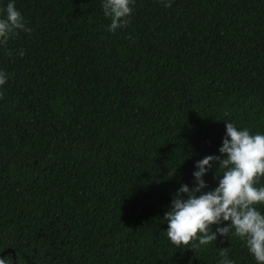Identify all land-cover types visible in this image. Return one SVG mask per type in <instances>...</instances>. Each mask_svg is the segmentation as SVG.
I'll return each instance as SVG.
<instances>
[{
  "label": "trees",
  "instance_id": "obj_1",
  "mask_svg": "<svg viewBox=\"0 0 264 264\" xmlns=\"http://www.w3.org/2000/svg\"><path fill=\"white\" fill-rule=\"evenodd\" d=\"M9 2L30 31L0 45V259L258 264L234 229L178 249L164 214L225 121L264 134V0H134L115 32L102 0Z\"/></svg>",
  "mask_w": 264,
  "mask_h": 264
},
{
  "label": "clouds",
  "instance_id": "obj_2",
  "mask_svg": "<svg viewBox=\"0 0 264 264\" xmlns=\"http://www.w3.org/2000/svg\"><path fill=\"white\" fill-rule=\"evenodd\" d=\"M133 3L134 0H102L104 15L111 20L108 31L127 26ZM164 6L170 7V0ZM4 11L6 15L0 19V45H6L19 30L30 31L14 2H9ZM6 81V73L0 71V86ZM225 127L221 155H209L196 162V186L182 184L165 212L167 237L178 249L196 251L201 245L215 242L218 236L228 237L234 229V235L245 242L258 264H264V214L255 207L264 204V187L254 186L259 177H264V134L252 135L248 129H237L228 121ZM217 163L218 186L204 191L208 185L203 177ZM224 222L230 223L219 226ZM197 239L198 243H193ZM220 255L224 258L219 264H233L224 251ZM0 264L5 261L0 259Z\"/></svg>",
  "mask_w": 264,
  "mask_h": 264
},
{
  "label": "water",
  "instance_id": "obj_3",
  "mask_svg": "<svg viewBox=\"0 0 264 264\" xmlns=\"http://www.w3.org/2000/svg\"><path fill=\"white\" fill-rule=\"evenodd\" d=\"M8 252H12L13 253V255H14V262L16 263V253H15L14 249H12V248H7V249L3 250L0 253V257L4 256Z\"/></svg>",
  "mask_w": 264,
  "mask_h": 264
}]
</instances>
